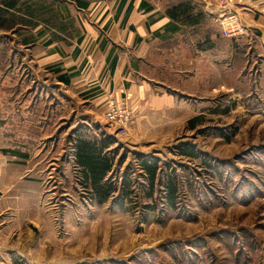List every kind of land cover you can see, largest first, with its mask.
I'll return each mask as SVG.
<instances>
[{"label": "rangeland", "instance_id": "1", "mask_svg": "<svg viewBox=\"0 0 264 264\" xmlns=\"http://www.w3.org/2000/svg\"><path fill=\"white\" fill-rule=\"evenodd\" d=\"M153 2L161 7L164 1ZM14 33L15 43H3L11 51L16 45L23 49ZM19 58L15 54L0 64L8 108L18 104L19 83L32 79L23 69L26 60ZM175 67L174 79H182L184 67ZM174 83L166 93L172 95ZM182 87L176 84V90ZM175 94L183 97L176 126L172 108L149 122L132 124L131 119L125 137L111 136L110 179L116 189L103 203L75 185L74 172L66 168L73 139L89 130L86 123L75 129L76 121L63 123L37 149V141L29 142L31 162L39 152L41 169L33 177L43 183L41 195L26 203L25 218L2 241L5 248L18 241L24 254L13 262L6 253L0 264H264V93ZM182 149L193 156L179 155ZM142 156L161 166L153 190L138 169ZM51 162L62 166L55 183L44 170ZM171 175L178 183L174 206L165 191ZM124 177L131 186L121 199Z\"/></svg>", "mask_w": 264, "mask_h": 264}, {"label": "crops", "instance_id": "2", "mask_svg": "<svg viewBox=\"0 0 264 264\" xmlns=\"http://www.w3.org/2000/svg\"><path fill=\"white\" fill-rule=\"evenodd\" d=\"M163 1L159 7L153 0H0V28L14 27L0 29V40L13 44L18 32L23 47L11 51L4 42L0 64L18 54L32 78L19 83L16 108L3 104L0 81V262L6 253L13 262L24 254L18 241L9 248L2 241L25 218L26 203L41 195L43 183L33 177L41 169L39 152L31 162L29 142L37 141V149L63 123L75 121L72 129L86 123L90 138L111 139L104 120L111 99L130 107L132 124L149 122L173 108L176 126L178 100L183 99L177 90L185 98L264 93V0H242L233 7L239 29L230 37L216 21V0H191L194 13L206 16L194 26L169 18V0ZM175 66L184 67L182 79H174L179 71ZM171 81L172 95L165 92ZM176 84L183 87L176 90ZM68 156L66 168L80 186L72 146ZM44 170L55 183L62 166L51 162Z\"/></svg>", "mask_w": 264, "mask_h": 264}, {"label": "trees", "instance_id": "3", "mask_svg": "<svg viewBox=\"0 0 264 264\" xmlns=\"http://www.w3.org/2000/svg\"><path fill=\"white\" fill-rule=\"evenodd\" d=\"M147 11H150V7H146ZM166 13L168 17L178 22L181 25L200 24V19L206 16L203 13H194L195 8L191 0H169V6L166 7ZM130 9L128 10V12ZM127 12V13H128ZM10 24L13 21H9ZM14 27L5 26L0 29L11 30ZM209 36L206 35L205 42L208 44ZM115 61L112 62L111 66H114ZM228 109L221 112L225 114ZM190 128L196 127L195 121L189 123ZM78 135V134H77ZM115 143L110 138L95 139L90 138L87 134H79L73 139L72 148L74 150V163L79 167L80 175V186L82 189L90 191L92 197L97 203L105 202L110 193L115 191V186L112 183L110 176L112 175L114 162L113 152L110 147ZM112 155V156H111ZM179 155L189 157L193 156L192 152L188 149H182L179 151ZM122 163V161H120ZM138 169L143 172V177L148 183V187L153 190L157 181V176L160 172L161 166L155 159L139 157L138 158ZM126 177V176H125ZM124 177V178H125ZM127 178V177H126ZM125 180L122 182V198L124 199V191L129 189L131 181ZM165 191L167 195L168 203L171 206L176 204V194L178 192V183L176 177L170 176L167 183L165 184ZM127 195V193H126Z\"/></svg>", "mask_w": 264, "mask_h": 264}, {"label": "built area", "instance_id": "4", "mask_svg": "<svg viewBox=\"0 0 264 264\" xmlns=\"http://www.w3.org/2000/svg\"><path fill=\"white\" fill-rule=\"evenodd\" d=\"M220 8V15L216 21L223 32V35L230 37L232 32L238 31V20L233 7L242 0H216ZM132 119V114L125 102L117 103L113 99L107 101L104 112L106 125L111 129L112 134L117 137H125Z\"/></svg>", "mask_w": 264, "mask_h": 264}]
</instances>
